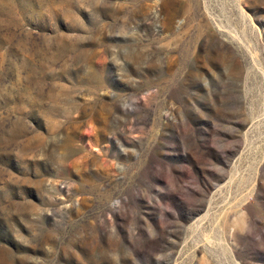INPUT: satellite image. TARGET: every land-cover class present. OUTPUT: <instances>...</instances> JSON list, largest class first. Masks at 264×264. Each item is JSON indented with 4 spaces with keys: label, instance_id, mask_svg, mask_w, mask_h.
Instances as JSON below:
<instances>
[{
    "label": "rangeland",
    "instance_id": "rangeland-1",
    "mask_svg": "<svg viewBox=\"0 0 264 264\" xmlns=\"http://www.w3.org/2000/svg\"><path fill=\"white\" fill-rule=\"evenodd\" d=\"M0 264H264V0H0Z\"/></svg>",
    "mask_w": 264,
    "mask_h": 264
}]
</instances>
